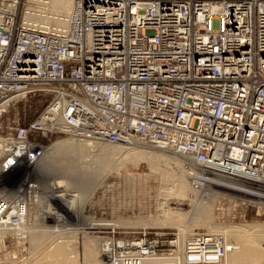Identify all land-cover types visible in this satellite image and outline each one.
Listing matches in <instances>:
<instances>
[{
  "label": "built area",
  "instance_id": "2783aa9c",
  "mask_svg": "<svg viewBox=\"0 0 264 264\" xmlns=\"http://www.w3.org/2000/svg\"><path fill=\"white\" fill-rule=\"evenodd\" d=\"M21 2L0 0V116L13 96L51 99L29 127L18 125L11 136L30 140L32 132L46 133L38 123L45 113L79 138L143 140L201 167L229 168L233 176L260 182L264 0H74L68 30L27 24ZM56 132L66 134H46ZM127 233L117 241L110 236L116 264L129 254L154 260L179 248L175 242L169 252L159 251L146 231L142 238ZM195 234L183 263L218 262L224 237Z\"/></svg>",
  "mask_w": 264,
  "mask_h": 264
},
{
  "label": "bare ground",
  "instance_id": "6f19581e",
  "mask_svg": "<svg viewBox=\"0 0 264 264\" xmlns=\"http://www.w3.org/2000/svg\"><path fill=\"white\" fill-rule=\"evenodd\" d=\"M74 6V0H27L23 16L27 24L40 29L68 30ZM42 11L57 16L44 15V18ZM22 99L21 96H13L12 103L3 109L8 111ZM50 118L44 113L38 123L43 125L46 133L64 131L66 134L63 135L67 138L56 140L48 147L33 145L27 138L18 140L11 135H0V157H6L0 162V202L4 203L0 207V239L4 235H27L31 250H34V256L30 255L31 258L20 264H75L81 257V252L75 246L79 235L82 238L83 264H116L112 256L114 246L111 237L105 239L87 231L88 225L82 224L83 211L78 210L77 214L74 211V197H88L98 189L112 188L111 184H105L106 180L112 173L125 168L128 162L137 167L141 162H146L161 180L158 216L134 218L132 224L177 227L176 242L179 248L167 256L153 254L150 258L154 260L129 254L119 264H184L185 246L197 235L195 230L198 228H207L216 238L223 236L225 239V243H222L226 247L225 254L218 262L211 264H264V222H216L215 210L218 199L217 210L223 206V201L232 206L238 201H243L244 205L255 203L264 208V174L258 179L259 183L251 184L233 176L228 167L225 170L201 167L172 149L159 148L143 140L113 144L79 138L69 133L62 121H51ZM8 158L10 160L6 162ZM32 168L37 172L34 171L35 185L26 184L29 180L26 181L24 174ZM127 174L131 178L136 175L141 178L139 173ZM22 180V184H19ZM35 186L40 190L38 196L31 190ZM171 198L181 203L187 201L190 210L169 209L168 201ZM77 221L81 225L74 229L73 223ZM84 221L86 223L87 220ZM59 222L66 223L68 227L58 225ZM57 225L62 228H56ZM93 225L116 227L115 223L106 221ZM102 254L106 262L102 261Z\"/></svg>",
  "mask_w": 264,
  "mask_h": 264
},
{
  "label": "rangeland",
  "instance_id": "374dc122",
  "mask_svg": "<svg viewBox=\"0 0 264 264\" xmlns=\"http://www.w3.org/2000/svg\"><path fill=\"white\" fill-rule=\"evenodd\" d=\"M26 4L27 0H22L20 4L21 16H23ZM42 15L43 17L44 15L48 17L57 16L56 14H49L44 11H42ZM44 20L46 21L47 18ZM50 99V95L38 93L17 101L9 108L8 111L4 112L2 115V118L0 119V135L2 137H7L14 134L18 125L29 127L37 119L38 114L46 106ZM64 138H67V136L57 132L53 134L32 132L30 134V141L47 147L51 145L54 141ZM5 158V155L1 156L0 162L5 160ZM126 164L128 166L126 165L125 168L123 167L119 172L117 171L112 173L106 180L107 182L105 184L108 186H110L109 184H111L114 188H111L110 186L108 188L104 187L103 189H98L97 191H95V193H92L93 197L91 194H87L91 196L90 198L89 196H80L83 201L80 200L79 196L74 197V199L77 201L76 202L74 200V211L76 214L79 211H83L84 216L82 224H87V231L91 232V234L95 236H102L105 237V239H108L106 238L108 236H113L114 240L117 241L119 239L124 238L125 235H128L127 232L132 231H135V235H138L140 238H142L144 235V231H146V235L150 240L158 241L157 244L160 249L159 251L169 252L168 249L171 248V244L176 245L175 242L177 240V234L179 232L177 227H143L140 225L138 226L132 224L134 218H155L156 216H158V204L160 203L159 191L161 185L160 177H158V174H155L151 171L152 169L146 162H141L138 167L134 166V164H132L131 162H128ZM34 171L36 172V170ZM34 171L32 168L26 173H24L25 177H27L26 181L29 180V182H27L26 184L29 183L35 185L36 177L34 176ZM130 172L141 174V178L139 177V175L138 177L137 175L132 178L129 177L127 173ZM14 175L18 176L19 173ZM22 182L23 180L18 183L22 184ZM14 183L15 185H17L16 182ZM31 190L33 191V194L34 192L37 193L34 194L35 196H38L40 193V190L38 191V187L36 186L32 187ZM191 198H193V196H191ZM177 200L178 199L175 198L169 199L168 208L175 211H180L182 209L183 211L190 210L189 203L187 201L185 203H181ZM218 203L219 199L217 201V205ZM222 203L223 206L220 207V210H217L216 205V222L218 220H223V222L228 223H230V221L236 223L264 222L263 207H258L255 204L244 205L242 204L243 201L235 202L233 206L231 204H227L226 201H223ZM88 218L90 221L88 220ZM85 219L87 220L86 223L84 221ZM105 221L115 223L116 227L93 225V223L95 222ZM74 223V226H72L74 227V229H76V227L78 228L81 225L79 221ZM59 224L62 225V227L67 226L64 222H59L58 225ZM58 225L56 226V228H62ZM206 230L207 228H198L195 230V232H206ZM75 232H77V230ZM0 240V264H20L21 262H25L29 258H31L30 255L34 256V250H31L30 243H28L29 239L27 235H4L3 238H1ZM77 240L78 243L75 246H77L78 251L81 252V257L79 256V260L76 263L83 264V247L81 243L82 238L80 235L77 237ZM101 258L103 259H101L103 262H106V260H104L105 258L103 254Z\"/></svg>",
  "mask_w": 264,
  "mask_h": 264
}]
</instances>
